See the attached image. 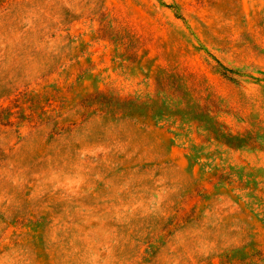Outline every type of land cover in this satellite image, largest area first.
<instances>
[{
	"label": "rangeland",
	"instance_id": "rangeland-1",
	"mask_svg": "<svg viewBox=\"0 0 264 264\" xmlns=\"http://www.w3.org/2000/svg\"><path fill=\"white\" fill-rule=\"evenodd\" d=\"M0 264H264V0H0Z\"/></svg>",
	"mask_w": 264,
	"mask_h": 264
}]
</instances>
